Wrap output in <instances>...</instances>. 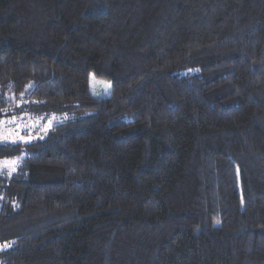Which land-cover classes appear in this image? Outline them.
Returning a JSON list of instances; mask_svg holds the SVG:
<instances>
[{
    "label": "trees",
    "instance_id": "16d2710c",
    "mask_svg": "<svg viewBox=\"0 0 264 264\" xmlns=\"http://www.w3.org/2000/svg\"><path fill=\"white\" fill-rule=\"evenodd\" d=\"M7 94L83 116L0 141V264H264V0H0Z\"/></svg>",
    "mask_w": 264,
    "mask_h": 264
},
{
    "label": "rangeland",
    "instance_id": "374dc122",
    "mask_svg": "<svg viewBox=\"0 0 264 264\" xmlns=\"http://www.w3.org/2000/svg\"><path fill=\"white\" fill-rule=\"evenodd\" d=\"M90 92L96 98L106 97L110 84L91 78ZM7 99L8 106L0 114V141L4 143L33 142L45 136L53 126L83 116L74 103L47 104L12 94H7ZM18 161L19 158L0 160V171L13 170ZM16 234L17 231L0 230V249L9 247Z\"/></svg>",
    "mask_w": 264,
    "mask_h": 264
},
{
    "label": "snow or ice",
    "instance_id": "6c2138e0",
    "mask_svg": "<svg viewBox=\"0 0 264 264\" xmlns=\"http://www.w3.org/2000/svg\"><path fill=\"white\" fill-rule=\"evenodd\" d=\"M28 142H30V141H25V143H28ZM14 163V162H13Z\"/></svg>",
    "mask_w": 264,
    "mask_h": 264
}]
</instances>
